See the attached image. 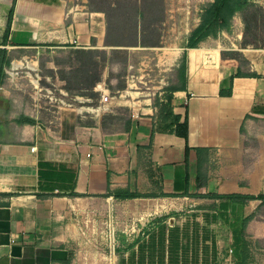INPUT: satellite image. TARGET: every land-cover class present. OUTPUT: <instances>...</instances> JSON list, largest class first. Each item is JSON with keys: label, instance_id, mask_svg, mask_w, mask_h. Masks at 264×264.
I'll return each instance as SVG.
<instances>
[{"label": "crops", "instance_id": "obj_1", "mask_svg": "<svg viewBox=\"0 0 264 264\" xmlns=\"http://www.w3.org/2000/svg\"><path fill=\"white\" fill-rule=\"evenodd\" d=\"M13 4L0 0V264H243V220L264 238V48L225 30L188 48L191 0H16L6 37ZM185 52L172 105L188 170L179 135L138 149ZM195 147L211 154L201 188Z\"/></svg>", "mask_w": 264, "mask_h": 264}, {"label": "trees", "instance_id": "obj_2", "mask_svg": "<svg viewBox=\"0 0 264 264\" xmlns=\"http://www.w3.org/2000/svg\"><path fill=\"white\" fill-rule=\"evenodd\" d=\"M11 8L8 16V23L6 29V37L9 35L11 30V24L14 14V6ZM254 0H213V2L204 9L201 14V21L198 26L192 31L189 36L187 47L188 48H197L200 44L208 39L209 37H216L222 30L228 31V29L232 25V20L237 13L246 11L253 4ZM261 48V47H255ZM10 65V59L8 57V52L6 49H2L0 51V86L4 82V78L6 76L5 67ZM187 53L183 55L182 62L178 68V77L181 85H171L168 88V93L165 96L166 102L160 107V113L157 121L154 124L151 142L147 146H138L139 150L146 149L148 152L153 147V136L157 131H168L169 133H174L186 139V167L188 170V157L191 147L189 145V120L186 118L185 121H180V116L175 114L173 111L172 93L174 91L180 90L185 86L187 81ZM233 79V78H232ZM231 90L225 91L224 89L220 90L221 96H231ZM194 150L197 153V187L201 188L203 186V178H204V169L206 167L207 161L210 158V149L206 147H195ZM188 192V191H186ZM78 193L72 192L69 195H77ZM114 196L119 199H128V198H136V197H150V196H158L155 193H141L139 191H131L129 187L119 188L112 190L110 189V184L107 193L105 196ZM160 195L164 196L166 193H161ZM205 196V195H200ZM207 196V195H206ZM215 198L221 199H241L243 204H246L250 199L255 198V196H242V195H213ZM264 201V195H259ZM248 218H245L242 222V248H241V256L243 264H248L251 258V244L252 241L248 239L246 233V224Z\"/></svg>", "mask_w": 264, "mask_h": 264}, {"label": "rangeland", "instance_id": "obj_3", "mask_svg": "<svg viewBox=\"0 0 264 264\" xmlns=\"http://www.w3.org/2000/svg\"><path fill=\"white\" fill-rule=\"evenodd\" d=\"M191 1L196 8L193 12L195 18H199L197 14H202L204 9L213 2V0ZM225 32L226 36H222V40L227 45H230L231 42H241L243 47L264 48V0H254L251 7L246 11L237 13L232 20L231 27ZM214 43V41H211L209 45ZM247 236L249 240L256 244L257 248L256 260L253 264H264V250H260L264 248V238H258L253 234H248ZM230 237L232 236L230 235Z\"/></svg>", "mask_w": 264, "mask_h": 264}, {"label": "built area", "instance_id": "obj_4", "mask_svg": "<svg viewBox=\"0 0 264 264\" xmlns=\"http://www.w3.org/2000/svg\"><path fill=\"white\" fill-rule=\"evenodd\" d=\"M197 20H198V19H197ZM101 100H102L103 105H106V104L108 103V101H109V98H108V96H107L105 93H103V94H102V98H101ZM61 103H64V102L61 101ZM35 149H36L35 146L32 147V151H35ZM109 237H110V235H109ZM111 238H112V235H111ZM109 240H110V239H109Z\"/></svg>", "mask_w": 264, "mask_h": 264}]
</instances>
